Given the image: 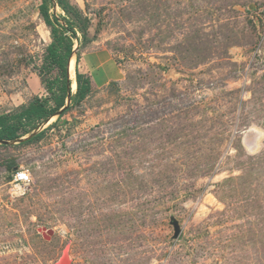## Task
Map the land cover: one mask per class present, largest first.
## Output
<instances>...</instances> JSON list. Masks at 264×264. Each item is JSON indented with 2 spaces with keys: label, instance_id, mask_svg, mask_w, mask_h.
<instances>
[{
  "label": "rangeland",
  "instance_id": "obj_1",
  "mask_svg": "<svg viewBox=\"0 0 264 264\" xmlns=\"http://www.w3.org/2000/svg\"><path fill=\"white\" fill-rule=\"evenodd\" d=\"M41 1L0 0V114L46 96ZM68 2L92 91L0 145V264H264V0Z\"/></svg>",
  "mask_w": 264,
  "mask_h": 264
},
{
  "label": "trees",
  "instance_id": "obj_2",
  "mask_svg": "<svg viewBox=\"0 0 264 264\" xmlns=\"http://www.w3.org/2000/svg\"><path fill=\"white\" fill-rule=\"evenodd\" d=\"M54 6L63 12L64 17L49 14ZM39 14L50 33V43L45 47L41 64L37 68V77L46 96L34 97L27 104L0 114V141H16L30 134L65 106L68 95L69 105L60 115L72 105H79L92 91L90 81L78 70L77 63L74 66L76 89L73 95L70 92L71 81L67 76V64L73 54L75 42L80 48L87 40V18L68 0H42ZM43 134L44 132L32 134L20 143H31Z\"/></svg>",
  "mask_w": 264,
  "mask_h": 264
},
{
  "label": "water",
  "instance_id": "obj_3",
  "mask_svg": "<svg viewBox=\"0 0 264 264\" xmlns=\"http://www.w3.org/2000/svg\"><path fill=\"white\" fill-rule=\"evenodd\" d=\"M70 61H71V58L69 59L68 61V64H67V76H68V79L70 80L69 78V71H70ZM70 88H71V84H70ZM70 95H68L67 99H66V103H65V106L63 108H61L58 113H56V115H60L63 110L68 106V103L70 102V99H69ZM49 120V119H48ZM46 120V122L48 121ZM27 137L25 138H21V139H18L16 141H13V142H10V141H0V145H9V144H14V143H18V142H21L22 140L26 139ZM174 225V228H175V236H177V234L179 233V227L177 225L176 222L173 223ZM38 232L41 234V236L46 239V240H49V237H51L53 235V232L52 230H48L46 229L45 227H42V228H39L38 229ZM56 264H71L70 260H69V255H68V247H66L63 252H62V255L60 257V259L58 260V262Z\"/></svg>",
  "mask_w": 264,
  "mask_h": 264
},
{
  "label": "built area",
  "instance_id": "obj_4",
  "mask_svg": "<svg viewBox=\"0 0 264 264\" xmlns=\"http://www.w3.org/2000/svg\"><path fill=\"white\" fill-rule=\"evenodd\" d=\"M12 182L18 189L25 188L30 183V177L28 172L23 170H16L13 174Z\"/></svg>",
  "mask_w": 264,
  "mask_h": 264
},
{
  "label": "bare ground",
  "instance_id": "obj_5",
  "mask_svg": "<svg viewBox=\"0 0 264 264\" xmlns=\"http://www.w3.org/2000/svg\"><path fill=\"white\" fill-rule=\"evenodd\" d=\"M69 78L72 77V75H74V58H71V61H70V71H69Z\"/></svg>",
  "mask_w": 264,
  "mask_h": 264
}]
</instances>
